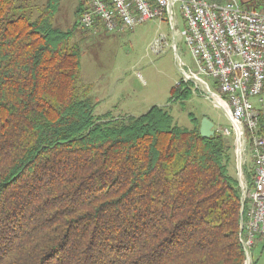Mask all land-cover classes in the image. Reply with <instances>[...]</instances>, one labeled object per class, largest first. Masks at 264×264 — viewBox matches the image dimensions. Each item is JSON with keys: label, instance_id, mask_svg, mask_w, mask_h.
Listing matches in <instances>:
<instances>
[{"label": "trees", "instance_id": "1", "mask_svg": "<svg viewBox=\"0 0 264 264\" xmlns=\"http://www.w3.org/2000/svg\"><path fill=\"white\" fill-rule=\"evenodd\" d=\"M58 6L0 0V264H244L232 140L202 137L191 114L179 126L165 106L95 115L73 41L90 33L87 0L66 30ZM259 246L252 264L264 234Z\"/></svg>", "mask_w": 264, "mask_h": 264}, {"label": "built area", "instance_id": "2", "mask_svg": "<svg viewBox=\"0 0 264 264\" xmlns=\"http://www.w3.org/2000/svg\"><path fill=\"white\" fill-rule=\"evenodd\" d=\"M78 24L95 32L131 31L149 20H167L173 32L177 19L192 63L179 61L175 84L202 94L223 110L230 127L214 130L233 140L236 180L242 191L244 264H251V247L264 234V11L241 6L237 0H87ZM178 4V13L173 6ZM161 38L149 49L161 51ZM173 48L175 44L172 45ZM250 151L252 167L243 170ZM248 173L250 174L248 178Z\"/></svg>", "mask_w": 264, "mask_h": 264}, {"label": "rangeland", "instance_id": "3", "mask_svg": "<svg viewBox=\"0 0 264 264\" xmlns=\"http://www.w3.org/2000/svg\"><path fill=\"white\" fill-rule=\"evenodd\" d=\"M46 1L31 0L35 6L33 14L37 15V8ZM80 1L59 0L54 25L63 30L71 28L76 22L74 11ZM214 1L220 3V0ZM237 1L243 7L251 8L258 0ZM173 10L178 13V4L173 6ZM176 28L177 31L173 32L167 20L156 19L124 32H110L104 28L90 33L75 30L73 41L81 48L80 84H91L89 96L95 104V115L105 112H110L114 117L140 115L152 105H158L165 106L175 122L183 128H192L190 114L200 120L207 117L216 126L230 127L223 110L213 106L202 94L191 93L188 99L171 100V87L180 79L179 61L193 62L184 35L181 34L183 22L180 18L177 19ZM161 35L165 36L164 41H161L162 49L154 53L149 49V43L156 37L162 39ZM227 138L232 140L231 137ZM229 153L227 171L236 177L237 160L233 146ZM246 160L243 170L247 172L252 167L249 150ZM259 251L260 246L251 252L255 255ZM257 256L260 264H263L264 254Z\"/></svg>", "mask_w": 264, "mask_h": 264}, {"label": "water", "instance_id": "4", "mask_svg": "<svg viewBox=\"0 0 264 264\" xmlns=\"http://www.w3.org/2000/svg\"><path fill=\"white\" fill-rule=\"evenodd\" d=\"M213 122L207 117H203L200 120L199 132L202 137L210 138L215 135V130L213 129Z\"/></svg>", "mask_w": 264, "mask_h": 264}, {"label": "bare ground", "instance_id": "5", "mask_svg": "<svg viewBox=\"0 0 264 264\" xmlns=\"http://www.w3.org/2000/svg\"><path fill=\"white\" fill-rule=\"evenodd\" d=\"M241 203H242V194H241ZM239 233H240V241L245 246V243L243 241V239H244V220H243V216H241V225H240V232Z\"/></svg>", "mask_w": 264, "mask_h": 264}, {"label": "crops", "instance_id": "6", "mask_svg": "<svg viewBox=\"0 0 264 264\" xmlns=\"http://www.w3.org/2000/svg\"><path fill=\"white\" fill-rule=\"evenodd\" d=\"M213 1H214V0H213ZM221 1L224 2L225 0H220V3H222ZM98 29H99V28H98ZM214 126H215V124H214Z\"/></svg>", "mask_w": 264, "mask_h": 264}, {"label": "clouds", "instance_id": "7", "mask_svg": "<svg viewBox=\"0 0 264 264\" xmlns=\"http://www.w3.org/2000/svg\"><path fill=\"white\" fill-rule=\"evenodd\" d=\"M214 127V126H213Z\"/></svg>", "mask_w": 264, "mask_h": 264}]
</instances>
